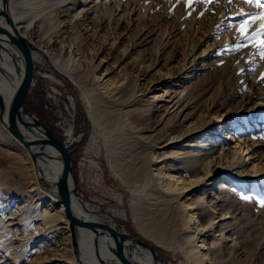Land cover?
<instances>
[{
  "label": "rangeland",
  "instance_id": "374dc122",
  "mask_svg": "<svg viewBox=\"0 0 264 264\" xmlns=\"http://www.w3.org/2000/svg\"><path fill=\"white\" fill-rule=\"evenodd\" d=\"M32 1L31 9L20 5L30 31L36 29L38 9V0ZM66 4L70 18L86 16L94 36L69 28L73 23L69 19L73 44L68 35V40L51 39L47 48H66L68 54L71 49L70 56L83 73H71V81L56 72L54 81L50 71L34 62L24 110L62 143L63 129L68 123V128L72 126L74 138L66 144L80 199L92 201L127 235L152 246L160 264H187L179 235L158 242L138 218L142 205L129 180L136 179L148 148L126 132L124 138L114 120L104 125L100 116L115 115L123 100L134 98L138 103L124 109L150 104V113L159 115L184 88L182 95L187 90L185 96L193 97L195 114L212 107L208 121L198 133L159 146L161 156L150 161L149 169L165 163L185 175L182 169L192 165V155L200 158V167L207 161L209 168L231 162L232 153L243 147L245 131L236 133L237 123L246 120L247 130L255 128L254 135L264 138V0H68ZM163 75L172 80L170 84L160 82ZM103 84L115 90L106 94ZM91 136L94 143L87 149ZM175 151L178 160L172 158ZM248 152L233 168L232 178L227 177V200L216 202V220L220 213L226 218L204 234L209 245L215 236L226 238L213 247L214 264H264V159ZM255 170L258 173L249 176ZM221 179L218 175L213 181ZM202 193L209 199V189L200 186L189 197L193 200ZM60 203L28 151L0 121V264H78ZM122 210L125 217L119 214ZM205 220L202 217V223Z\"/></svg>",
  "mask_w": 264,
  "mask_h": 264
},
{
  "label": "bare ground",
  "instance_id": "6f19581e",
  "mask_svg": "<svg viewBox=\"0 0 264 264\" xmlns=\"http://www.w3.org/2000/svg\"><path fill=\"white\" fill-rule=\"evenodd\" d=\"M48 2V0H38V9L35 15L37 21L36 29L30 31L28 24L25 23L24 12L26 11L20 5L25 4L31 9L35 2L32 0H0V26L10 30L11 33L21 36L28 43L32 62H39L44 71H50V79L52 78L55 81L53 74L57 72L59 76H65V78L73 81L74 76L72 74L83 72H79L76 62L71 58L72 50L70 49L68 54L66 53V48H47L50 46L48 43L53 38L60 39V41L68 40L69 35V41L73 44L72 38L75 37V32L73 34L68 32L69 19L70 22H73L69 28H75L76 32L82 31L83 34L94 36V31L91 30L87 23L88 19L84 14L81 16L80 14L77 16L73 15L71 18L68 16V6L66 4L68 0H53L51 4H48ZM79 12L81 13V11ZM5 16L11 20L15 32L11 30L9 24L5 21ZM3 44L4 47L0 51V95L4 98L7 108L23 79L24 62L16 48L9 43ZM189 56L192 57V52H190ZM190 61L194 62L193 58ZM139 68L142 69L143 66ZM162 77L161 83L170 84L172 81L166 75ZM101 88L106 94H110L115 90L104 84L101 85ZM183 91L184 88L178 90L176 93L180 96L159 115L150 113L152 108L150 104L133 109H124L127 106L138 103L134 98L133 100H123L121 105L118 103L120 106L118 105L119 108L115 109V115L106 113L100 118L104 125L114 120L124 138H126V132L128 138L133 135L142 147L148 148V156L135 172L137 174L135 176L136 179L132 180L133 176L129 180V187L132 193L137 194L136 198L142 205L138 218L147 233L158 242H166L179 235L182 238L181 251L185 255L187 264H214L215 261L212 255L215 250L213 247L220 240L226 239L223 234L220 237L215 236V240L211 241L209 245L204 237V234L212 230L217 222L226 218V213H220V217L216 220L214 216L218 206L216 202L227 200L230 192L229 179L227 177L232 178L233 168L240 166L244 162L241 159L244 151L250 150L248 153H251V155L256 154L258 158L264 159V138L254 135L255 128L247 130L250 125L244 120L242 123H237L236 129V133L245 131L243 147L232 153L231 162L209 168L211 161H207L200 167L198 164L200 158L197 155H192V165L187 169H182L185 170V175L179 173L180 171L178 170L180 168L177 166H167L165 163L162 165L161 163L159 165L156 164L154 169H149L150 161L156 160L161 156L156 150L159 149V146H169L172 141H180L194 133H198L208 121L209 110L212 107L195 114L193 97L185 96L187 90L182 95ZM74 98L77 101L80 100V97L76 94ZM71 105H74L73 100ZM3 118L6 121L5 115ZM32 119L35 118L29 115L24 116L22 118L23 122L18 123L20 130L36 144L46 143L49 139L46 131L38 123L32 122ZM2 124L7 129L5 123L2 122ZM66 133L68 137L65 144H69L74 138L72 126L66 129ZM17 143L26 149L20 141L17 140ZM93 143L94 138L91 136L86 148H90ZM28 153L30 154L29 151ZM190 153H194V150H191ZM172 156L174 160H178L179 152H173ZM34 162L41 177L48 182L56 193V180L62 162L48 156L36 158ZM256 173H258L257 170L249 174V176L254 177ZM261 174L264 177V173ZM218 175H221L222 179L216 184L213 178ZM199 186L205 191L209 189V199L205 197L204 193L206 192H204L191 200V197H189L190 192ZM73 204L77 212L84 215L87 219L104 228L127 235L123 227H119V224L108 215L102 214L92 201L90 203V201L80 199L77 195L73 197ZM58 207L59 211L62 212L64 210L62 203ZM119 214L125 217L123 210ZM202 217L206 218L205 223H202ZM76 233L79 257L82 264H101L98 260L99 258L104 264H122L112 252L111 241L107 238L98 237L95 244L93 242V234L88 229L78 227ZM167 235L170 236L167 237ZM96 250L99 258L96 257ZM123 253L135 264H160L156 260L155 253L153 255L149 249L133 242L129 237L124 241ZM76 261L78 263L77 259Z\"/></svg>",
  "mask_w": 264,
  "mask_h": 264
},
{
  "label": "water",
  "instance_id": "95a60500",
  "mask_svg": "<svg viewBox=\"0 0 264 264\" xmlns=\"http://www.w3.org/2000/svg\"><path fill=\"white\" fill-rule=\"evenodd\" d=\"M5 21L9 24L11 30L14 31V25L7 16H5ZM3 43H9L21 54L24 62V75L20 86L11 98L7 108L4 98L0 95V121L5 123L8 132L20 141L30 152L32 159L36 160V158L48 156L56 158L62 162L56 180V195L64 206V216L69 223L68 225L71 234L73 252L78 260V263L82 264L79 257V246L76 233V229L78 227L86 228L91 231L94 237L93 242L95 244L98 237H105L111 241V250L122 264H135L123 253V244L127 237H129L133 242L146 247L154 255V248L148 243L142 241L140 238L134 235H126L118 231L104 228L77 212L73 204V197L78 195L77 180L74 171L73 159L68 149L60 141V139L57 138L53 131L40 120L32 119V122L38 123L46 131L49 139L44 144H36L32 142L24 135L18 126L19 122H23L22 118L24 116H32L24 110V103L29 92L34 70L30 47L28 43L21 38V36L11 33L10 30H6L0 26V51L4 47ZM4 115L6 117V121H4ZM95 254L96 257L99 258L97 250ZM98 260L101 264H104L100 258Z\"/></svg>",
  "mask_w": 264,
  "mask_h": 264
},
{
  "label": "built area",
  "instance_id": "2783aa9c",
  "mask_svg": "<svg viewBox=\"0 0 264 264\" xmlns=\"http://www.w3.org/2000/svg\"><path fill=\"white\" fill-rule=\"evenodd\" d=\"M56 91H59V88L56 90ZM54 92V91H53ZM67 108V107H66ZM70 122H73V119L70 121ZM69 124V123H68ZM68 124L66 125V128L63 129V131L65 132L66 129L68 128ZM62 141H65L66 140V132H65V136L63 139H61ZM75 141V140H74ZM65 145V147L68 149V145L63 143ZM70 146V145H69ZM70 152V151H69ZM58 198V197H57Z\"/></svg>",
  "mask_w": 264,
  "mask_h": 264
}]
</instances>
